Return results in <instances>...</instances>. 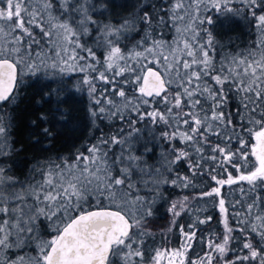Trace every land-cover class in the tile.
<instances>
[{
    "label": "snow or ice",
    "instance_id": "6c2138e0",
    "mask_svg": "<svg viewBox=\"0 0 264 264\" xmlns=\"http://www.w3.org/2000/svg\"><path fill=\"white\" fill-rule=\"evenodd\" d=\"M0 264H264V0H0Z\"/></svg>",
    "mask_w": 264,
    "mask_h": 264
},
{
    "label": "trees",
    "instance_id": "16d2710c",
    "mask_svg": "<svg viewBox=\"0 0 264 264\" xmlns=\"http://www.w3.org/2000/svg\"><path fill=\"white\" fill-rule=\"evenodd\" d=\"M217 31H227L234 38L239 36L241 41H246L249 38L248 29L243 22H238L231 25L229 28H220L217 26ZM239 42V41H238ZM41 83L33 82L31 86L25 87L21 92V97L16 107L17 126L15 128V138L19 142L18 146H23L25 151L20 152L16 159L21 165H26L36 156L48 155L51 152L67 153L73 145H78L88 134L87 121L85 113L81 110L82 105L78 102L79 97H70L67 103L61 105L66 110L72 112L67 123L55 122L52 127L55 139L45 141L41 137V144H33L31 137L39 134V129L32 125V121L37 118L42 112H48L54 107V104L47 103L40 94ZM47 91V89H45ZM47 146L48 151H41ZM163 213V209H161ZM167 222L166 217L159 219L158 223L164 225Z\"/></svg>",
    "mask_w": 264,
    "mask_h": 264
}]
</instances>
